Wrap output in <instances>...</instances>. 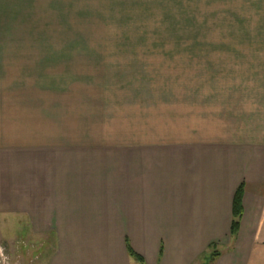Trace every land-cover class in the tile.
<instances>
[{
    "label": "crops",
    "instance_id": "crops-1",
    "mask_svg": "<svg viewBox=\"0 0 264 264\" xmlns=\"http://www.w3.org/2000/svg\"><path fill=\"white\" fill-rule=\"evenodd\" d=\"M161 2L165 15L180 11L181 27L197 20L182 33L198 36L199 58L229 64L238 86H198L197 98L151 87L130 108L120 98L105 110L133 112L124 130L88 118L95 100L108 104L106 86H0V238L51 240L35 264H204L213 251L212 264H264V0ZM61 4L0 0L1 74L57 57L41 52L62 41Z\"/></svg>",
    "mask_w": 264,
    "mask_h": 264
},
{
    "label": "rangeland",
    "instance_id": "rangeland-1",
    "mask_svg": "<svg viewBox=\"0 0 264 264\" xmlns=\"http://www.w3.org/2000/svg\"><path fill=\"white\" fill-rule=\"evenodd\" d=\"M161 1L62 0L63 31L58 29L61 36L58 37L57 31V38L62 41L57 39V49L47 48V51L41 52L46 56L57 54V57L24 60L25 64L31 65L26 70L28 72L0 73V86H106L104 88L110 98L107 99L108 104L105 106L102 100H95L92 103L95 112L88 118L94 122L109 119L111 126L108 127L118 130L134 128V117L130 115L132 111H127V118H124L111 117L112 113L108 114L105 110L117 108L120 98H124L127 108H130L138 100L146 98L145 94L151 93V87L174 95L183 94V88L187 87L191 89V96L197 98L198 86H238L240 78L234 75L232 81L229 64L224 72L222 60L199 58L198 36L182 33L189 24H192L189 30H193L197 20L190 18V22L181 27V22H178L180 11L172 12L171 17L165 15L158 9ZM151 9L152 12L149 11ZM166 32L174 33L168 35ZM60 45L63 49L58 57ZM31 46L42 48V44L33 42ZM16 69L8 67L9 71ZM244 82L245 86L252 84L247 79ZM95 94L92 93L93 97ZM69 98L72 103H77L73 101V96ZM88 105L92 106L91 103ZM72 123L67 122V125ZM96 123L86 125V122H79L73 125L84 129L88 125H98ZM4 237L6 239L0 238V246L5 247L12 264L42 262L54 247L48 239L37 241L23 235ZM12 237L13 241L7 240ZM11 248L20 249L13 251ZM27 249L34 250L31 257Z\"/></svg>",
    "mask_w": 264,
    "mask_h": 264
},
{
    "label": "trees",
    "instance_id": "trees-1",
    "mask_svg": "<svg viewBox=\"0 0 264 264\" xmlns=\"http://www.w3.org/2000/svg\"><path fill=\"white\" fill-rule=\"evenodd\" d=\"M243 193H244V188L242 185L237 190L235 198H234L233 222H232V227H231L232 236L237 235L240 229V223H241V219L243 215ZM128 251L132 257L136 258L137 260L141 262H144L143 257L140 256L137 252H135L129 243H128ZM218 255H219L218 252L213 251L208 261L204 264H212L217 259Z\"/></svg>",
    "mask_w": 264,
    "mask_h": 264
},
{
    "label": "built area",
    "instance_id": "built-area-1",
    "mask_svg": "<svg viewBox=\"0 0 264 264\" xmlns=\"http://www.w3.org/2000/svg\"><path fill=\"white\" fill-rule=\"evenodd\" d=\"M0 262H3L4 264H12L4 246H0Z\"/></svg>",
    "mask_w": 264,
    "mask_h": 264
}]
</instances>
